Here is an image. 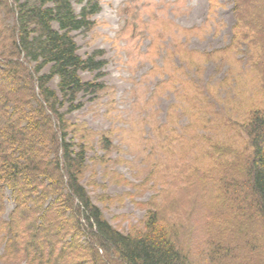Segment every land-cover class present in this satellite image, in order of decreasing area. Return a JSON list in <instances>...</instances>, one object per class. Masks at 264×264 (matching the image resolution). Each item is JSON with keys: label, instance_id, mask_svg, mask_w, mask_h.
Wrapping results in <instances>:
<instances>
[{"label": "trees", "instance_id": "trees-1", "mask_svg": "<svg viewBox=\"0 0 264 264\" xmlns=\"http://www.w3.org/2000/svg\"><path fill=\"white\" fill-rule=\"evenodd\" d=\"M74 1L83 3L78 14L72 0H0L11 18L9 26L0 23V260L228 264L235 244L228 230L238 229L240 243L250 246L248 226L256 220L264 225V107L229 123L239 144L227 136L203 137L204 159L194 156L175 179L166 177V184H178L164 187L141 227L115 228L80 181L85 142L67 138L65 115L82 107L79 93L105 86L103 51L82 57L71 34L90 28L100 4ZM254 64L264 67L263 53ZM81 72L94 76L83 80ZM53 78L57 89L49 85ZM260 87L264 93V73ZM98 140L109 149L107 135ZM7 201L13 203L9 210Z\"/></svg>", "mask_w": 264, "mask_h": 264}, {"label": "rangeland", "instance_id": "rangeland-1", "mask_svg": "<svg viewBox=\"0 0 264 264\" xmlns=\"http://www.w3.org/2000/svg\"><path fill=\"white\" fill-rule=\"evenodd\" d=\"M98 2L90 28L71 34L82 57L103 51L105 86L79 93L82 107L65 115L67 138L86 144L80 181L92 203L111 225L127 231L141 227L164 187L166 192L178 184H166V177L175 179L189 159H204L203 137L227 136L239 144L229 123L264 107V67L254 64L264 54V0ZM82 5L72 0L75 13ZM1 22L11 23L5 10ZM80 75L91 80L94 73ZM56 84L57 78L49 83ZM101 134L108 136V150ZM12 204L7 201V210ZM196 213L199 219L202 211ZM248 230L250 246L240 243L238 229L228 230L235 243L228 264H264V225L256 220ZM182 238L193 245L187 233Z\"/></svg>", "mask_w": 264, "mask_h": 264}]
</instances>
